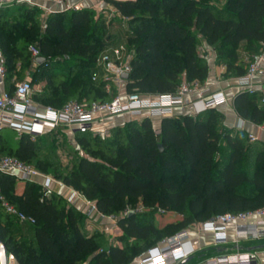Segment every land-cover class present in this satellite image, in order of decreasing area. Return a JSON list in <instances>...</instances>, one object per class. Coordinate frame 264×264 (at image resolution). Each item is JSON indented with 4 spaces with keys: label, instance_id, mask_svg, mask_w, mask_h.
I'll list each match as a JSON object with an SVG mask.
<instances>
[{
    "label": "trees",
    "instance_id": "trees-1",
    "mask_svg": "<svg viewBox=\"0 0 264 264\" xmlns=\"http://www.w3.org/2000/svg\"><path fill=\"white\" fill-rule=\"evenodd\" d=\"M106 1L127 18L125 37L132 46L127 91L160 94L174 91L183 78L204 80L207 63L198 51L202 40L217 50L218 60L240 75L245 67L235 64L239 43L245 41L242 48L250 55L264 41V0H225L219 9L211 0ZM15 4L0 7V46L6 68L18 59L24 71L32 60L29 38L35 37L42 57L64 55L68 68L88 74L67 79V73L50 60L47 67L40 66L35 72L46 79L43 91L32 94L35 100L60 106L69 99H110L115 94L113 89L98 97L86 88L91 65L107 44L102 15L93 19L89 8L53 11L39 33V8L26 5L19 13L23 21L17 29L11 19ZM259 97L258 92L246 91L233 97L237 113L255 124L264 122V102H259ZM221 117L215 107L195 116H163L158 130L151 118H134L112 127L107 142L91 131L76 134L82 153L77 163L56 177L94 200L100 211L118 213L140 200L144 206L182 212L180 220L161 227L151 219L144 220V211L121 217V233L116 236L121 245L105 243L107 237L100 231L86 232L80 224L85 218L83 211L68 205L64 197L54 193L41 199L39 185L33 181H25L17 193L16 177L0 173L1 191L35 217L33 224H20L0 209V238L8 253L19 264H129L152 246L146 243L152 236L158 237L157 243L216 213L249 211L264 204V151L253 144L245 146L242 137L247 138V131L222 127ZM40 138L31 139L26 133L18 135L1 126L0 154L30 162ZM247 157L253 164L250 171L241 167ZM34 165L47 171L40 163ZM247 185L255 192L243 193L241 189Z\"/></svg>",
    "mask_w": 264,
    "mask_h": 264
},
{
    "label": "built area",
    "instance_id": "built-area-1",
    "mask_svg": "<svg viewBox=\"0 0 264 264\" xmlns=\"http://www.w3.org/2000/svg\"><path fill=\"white\" fill-rule=\"evenodd\" d=\"M52 4H63L71 0H50ZM68 9L75 10L77 2ZM18 0H0V7L13 5ZM41 7L40 26H46V17L53 12L50 7ZM67 9V10H68ZM97 9L106 16H121L117 8L110 2ZM32 62L36 67H47L51 58L44 57L41 63L35 59L41 56L40 49L35 44H29ZM132 52L123 55L118 46H112L109 50H100L96 55V62L102 67L104 76L116 85L127 79L122 73L131 71ZM264 76V41L261 42L257 51L247 57L244 73L236 78L235 87L239 91L249 94L261 89V102H264V85L259 79ZM95 78V75H92ZM6 61L0 46V127L8 126L14 129L18 135L28 134L31 139L42 137L47 133H66L68 141L76 145V134L91 131L100 135L106 134L97 125H103L107 118L120 115L130 117L160 118L170 116L178 108L182 113L195 116L209 107L229 99L224 91H210L201 87L199 81H188L183 78L174 91L160 94H142L136 90L120 92L119 89L110 99H80L66 100L60 106L42 104L35 100L33 94V83L30 78H22L14 81L11 90L5 87ZM197 91L199 95L192 101H186L185 95ZM261 94V93H260ZM231 97H234L232 94ZM230 97V98H231ZM241 123L237 126L242 130L245 118L239 115ZM254 131H247V140L256 142L264 140V122L255 124ZM0 173L10 174L24 181H33L39 185L41 199L51 197L56 193L58 186H66L61 178L56 177L48 171H43L31 162L22 160L9 154H0ZM70 195L68 201L80 198L83 202V213L86 220L85 230L100 231L104 233L109 243L121 245L116 236L121 233L119 219L132 212H140L146 208L139 200L135 205L127 204L118 213L105 214L100 211L94 200L86 198L80 191L69 186ZM156 207V206H155ZM152 209L154 206L151 207ZM158 211L165 209L156 207ZM0 209L10 216L15 217L20 223L33 224L35 217L25 213L12 203L0 189ZM199 230L209 232L212 243L222 245L229 240L239 241L242 239L257 240L264 236V209L256 208L249 211L221 212L209 216L201 221ZM120 232V233H119ZM195 247L191 245L189 231L186 228L177 230L171 235L165 236L157 243L147 248L146 251L136 256L129 264H179L184 258L194 254ZM15 259L8 253V264ZM202 264H264V248L260 250H227L221 251L205 258Z\"/></svg>",
    "mask_w": 264,
    "mask_h": 264
},
{
    "label": "rangeland",
    "instance_id": "rangeland-1",
    "mask_svg": "<svg viewBox=\"0 0 264 264\" xmlns=\"http://www.w3.org/2000/svg\"><path fill=\"white\" fill-rule=\"evenodd\" d=\"M211 2L213 3L216 9H219L224 6L225 1L211 0ZM17 3H20V6H15ZM16 4L12 8L13 10L11 13V19L14 22V25L18 29V27H20L21 22L23 21V18L21 15H19V13H22L24 7L27 4L26 2L23 3L16 2ZM7 9L8 8H5L4 10L6 11ZM97 15H102V17H104L103 25H104L107 44L102 48V50H109L112 46H118L122 49L123 55H125L127 52H132V46L125 37V33L127 30V19L119 18L117 16H113L109 18L108 16H103V12L99 11V9H95V11L93 10L91 13V17H93L94 19ZM38 32L41 33L42 28H39ZM29 40H30L29 43L31 44H35V45L38 44L37 39L35 37H30ZM50 58H51V62L54 63V65L57 66L59 70H64L67 73V75L69 76V77L67 76V79L68 78L71 79L72 76L74 75H78L79 77L82 78H86L88 76V74H84L83 71L80 70V68H73V67L68 68L64 63L65 61L64 55L53 54L50 56ZM91 66L92 68L89 74L91 80L86 84L87 90L93 89L98 97L102 95L111 94L113 92V89L117 91L118 86L111 80H107L105 78L102 67L99 66L96 62V57ZM93 74L95 75L94 79L92 78ZM57 80H59L58 77H56V81ZM44 88L45 86L43 87V89ZM119 91L123 92V90L120 89ZM261 96H262V92L258 99L259 102H261L260 101ZM131 119L134 118H126L125 120H123L121 125L127 124ZM151 119H153L152 121L157 130L158 127L157 119L154 118ZM99 129H102V131H105L106 133L104 135L98 134L101 136L102 142H107L112 138L111 128L99 127ZM95 134L97 133L95 132ZM242 141L245 146L249 144H253L255 145V147H259L262 151H264V143L257 144V143L249 142L246 138V135L242 137ZM38 146L39 149L36 151L34 158L30 162L32 164H36V162L42 164L49 173H52L55 176L67 172L75 163H77L78 155L82 153V150L80 149L78 143H76V145H73L70 141H68L66 137V133L64 131H61V133L59 134L49 133L48 136H43L42 138L39 139ZM252 165H253L252 160L248 157L244 158L241 162V167L245 171H250L251 169L250 166ZM24 183L25 181L23 179L17 178L14 181V188H15L14 191L18 192L19 189H22ZM241 191L246 194H252L255 192V190H253L251 185H247L243 187ZM129 205H135V204L131 203ZM151 207L152 206H146V208L140 212L143 211L146 212L145 213L146 217L144 220L151 219L152 222L159 227L163 226L165 223L169 221H174V222L178 221L182 217V212L177 209H165L164 211H158L155 206L153 209ZM256 208L264 209V204H261ZM14 223L19 224L16 219H14ZM200 223L201 221H195L182 228L188 229L189 235L194 230L199 232V234H202L204 232L199 230ZM80 224L83 226V220H81ZM24 228L27 229L26 226H24ZM157 240H158L157 236H152L146 243H148L149 245H154V243ZM104 242L107 243L109 241L107 240V238H105ZM140 243L142 244L143 241H140ZM262 248H264V236L257 240H253V239H242L239 241L229 240L228 243L222 245H216L212 243V239L209 238L204 242V244L199 245L197 248H195L196 250L194 251V253L196 254L206 250L205 255L207 256L205 258H209L221 251L237 250V249L238 250L252 249L258 251Z\"/></svg>",
    "mask_w": 264,
    "mask_h": 264
},
{
    "label": "crops",
    "instance_id": "crops-1",
    "mask_svg": "<svg viewBox=\"0 0 264 264\" xmlns=\"http://www.w3.org/2000/svg\"><path fill=\"white\" fill-rule=\"evenodd\" d=\"M225 1V0H221ZM18 2H26L27 6H34L38 7L41 13V7H50L53 9V11H63L67 10L68 6L71 4H74V1H68L63 4H52L50 0H18ZM106 0H82L77 2V7L79 9L82 8H89L91 11H95L99 6H104L106 4ZM103 16H106L103 13ZM119 18H121L118 15H115ZM104 17H102L103 19ZM111 18V17H110ZM245 43V41H241L236 49L237 51V58L235 60V64L237 65H242L243 67L246 66V61L248 54L243 50L242 45ZM198 51L199 55L206 61L207 63V75L200 82L201 87L208 88L210 91H215V90H222L224 93L229 96V99H227L225 102L218 103L217 105L213 106L215 107L221 114V124L224 128L226 129H232L233 131L238 130L237 126L241 123L239 119V114L237 113L234 104H233V97L231 95H235L237 92H239V89L235 87L236 84V78L239 74L235 73L234 69H228L226 63L223 61L218 60V55H217V50L209 45L206 41L202 40L201 43L198 45ZM22 64L20 60H15L12 67L7 66V74H6V79H5V87L10 88L12 86V89L14 88V81L19 80L17 78V75L21 73V78H30L31 80H34L32 83H34L33 86V93H40L43 91V87L46 84V79L44 77H37L35 75V72L38 70V67H36L32 60L26 65V68L24 71H21ZM20 78V79H21ZM261 82V85H264V76L259 79ZM125 82L122 81L121 83L117 84V89L120 90H126L125 89ZM260 88L257 89V92L260 95ZM199 95L197 94V91H192L190 93H187L185 95V100L186 101H192L196 99ZM231 97V98H230ZM182 113L178 108L174 111V113L170 116H178L182 115ZM126 118H138V117H130L128 115H120L112 118H107L104 122L103 125H97L96 127H107V128H112L117 125H121L123 120ZM157 119L158 121V127L157 130L159 129V121L160 118H154ZM153 120V119H152ZM243 128L242 130L245 131H254L255 130V123L245 120V122L242 123ZM49 133H47L44 136H48ZM43 137V136H42ZM23 189V188H22ZM22 189H19V192H21ZM59 196L64 197L68 205H72L76 207L77 209L83 211V202L80 198H76L72 201H68L67 197L70 195V189L69 186H58L56 188V193ZM21 224V223H20ZM85 225H86V220H83V228L85 230ZM88 233L93 232V230L88 231L85 230ZM209 238L212 239V236L209 232H204L202 234H199L197 231H192L190 234V241L191 245L195 248H197L199 245L204 244L206 240ZM206 250L199 252V253H194L191 254L190 256L187 257V260L185 261L184 264H202L205 257ZM12 264H19L16 259H13Z\"/></svg>",
    "mask_w": 264,
    "mask_h": 264
},
{
    "label": "water",
    "instance_id": "water-1",
    "mask_svg": "<svg viewBox=\"0 0 264 264\" xmlns=\"http://www.w3.org/2000/svg\"><path fill=\"white\" fill-rule=\"evenodd\" d=\"M38 63H41L44 60V57L39 56L35 59ZM121 76L125 79L128 78L129 73L124 72ZM161 148V145H159ZM187 258H184L179 264H184ZM0 264H8V250L4 242L0 238Z\"/></svg>",
    "mask_w": 264,
    "mask_h": 264
}]
</instances>
